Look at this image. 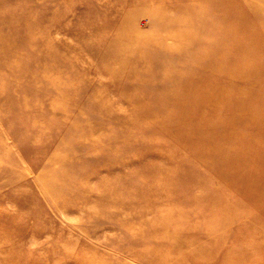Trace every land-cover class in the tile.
I'll return each instance as SVG.
<instances>
[{"label": "rangeland", "instance_id": "1", "mask_svg": "<svg viewBox=\"0 0 264 264\" xmlns=\"http://www.w3.org/2000/svg\"><path fill=\"white\" fill-rule=\"evenodd\" d=\"M0 264H264V0H0Z\"/></svg>", "mask_w": 264, "mask_h": 264}]
</instances>
